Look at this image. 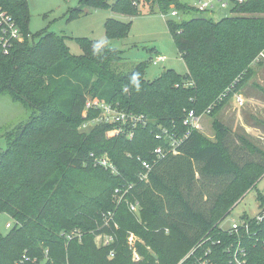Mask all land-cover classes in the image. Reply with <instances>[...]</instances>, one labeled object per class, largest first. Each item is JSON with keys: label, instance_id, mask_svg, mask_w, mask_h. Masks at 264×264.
<instances>
[{"label": "trees", "instance_id": "trees-1", "mask_svg": "<svg viewBox=\"0 0 264 264\" xmlns=\"http://www.w3.org/2000/svg\"><path fill=\"white\" fill-rule=\"evenodd\" d=\"M153 1L151 7L162 15L170 7L185 16L194 10L178 0ZM107 3L80 0L70 14L81 15L84 7L106 8ZM111 7L129 17L141 14L133 0H116ZM0 9L14 19L24 38L8 54L0 46V93L36 113L0 152V214L13 221L0 235V264H178L195 248L188 264L204 252L214 264H231L226 249L238 242L247 264H264V220H250L248 234L220 228L232 205L264 176V161L239 165L233 160L225 144L229 130L217 120L212 124L215 143L184 123L190 113L196 118L216 115L249 81L251 64L264 58V0H248L218 20L204 15L167 20L187 73L165 70L154 81L145 79L143 63L128 73L118 71L122 52L106 45L76 39L82 53L72 55L64 36L49 31L32 35L27 0H0ZM129 27L107 20V39L125 36ZM87 99L142 115L143 122L128 138L127 124L118 131L119 124L92 123L100 111L85 109ZM87 123L92 127L82 130ZM173 139L176 155L170 153ZM239 141L264 159L263 151L246 139ZM157 148L160 157L154 153ZM142 163L151 165L148 182ZM196 172L203 179L228 180L207 215L196 211L185 194ZM88 178L105 186L104 197L93 198L81 188L79 179ZM116 189L122 196L117 207L112 203ZM257 198L261 213L264 199ZM130 204H137V214ZM108 212L113 213L110 229L103 226ZM129 233L142 241L134 246L141 257L137 262L126 242ZM102 234L113 242L97 247L95 236Z\"/></svg>", "mask_w": 264, "mask_h": 264}, {"label": "rangeland", "instance_id": "rangeland-1", "mask_svg": "<svg viewBox=\"0 0 264 264\" xmlns=\"http://www.w3.org/2000/svg\"><path fill=\"white\" fill-rule=\"evenodd\" d=\"M79 1L27 0L28 31L32 35L49 31L64 36L72 55L82 53L76 41V39L81 38H87L100 45L119 50L122 52L123 60L121 61L122 64L116 65L118 71L128 73L134 66L143 63L146 65L145 79L148 81H154L165 70H173L180 75L187 73V67L179 56L168 31L167 20L179 22L199 15L212 16L214 20H218L230 14L228 10L219 7L214 10V13L201 14L195 11L198 0H178L184 5L193 7L194 10L187 16L180 13L172 17L170 15L171 9L162 15L157 10L158 7L154 5L151 7L154 3L153 0H133V6L141 10V14L129 17L127 14L112 9L111 5L116 0H108L106 8L91 10L84 7L83 14L73 16L70 12L78 8ZM149 10L154 12L148 13ZM109 19L129 24L127 34L123 37L107 39L105 24ZM156 56H163L165 59L154 64L152 61ZM251 67L252 75L249 81L238 92L243 93L242 91L245 90L246 102L242 106H239L237 102H230L213 116L202 113L196 118L194 125V129L205 140L215 143L217 138L212 124L214 120L222 123L229 130L225 137V144L228 146L233 160L239 165L249 161H264L260 154H250L239 141L240 138L246 139L264 152V58L261 57L251 64ZM35 114L34 110L19 101H15L8 93H0V152L6 149L8 138ZM91 127L92 124L87 123L81 129L86 131ZM227 182L228 180L224 178L203 179L196 172L195 183L185 194H187L190 203L196 206V211H202L207 215L215 195L220 193ZM79 184L81 188H86L93 198L104 197L106 194L105 186L102 184L95 185L90 178L79 179ZM258 196L264 199V176L256 183L255 187L247 191L243 198L232 205L229 215L221 222L220 228L228 229L234 221L237 222L243 217H255L261 211L259 205L262 204L258 201ZM112 198V203L117 207L120 204L119 197H115L113 193ZM8 223L12 226L13 221L8 216L0 214V235H5L10 230L11 227H6ZM96 237L94 239L95 245L103 247V238ZM136 238V243L142 242L138 237ZM147 249L152 256L154 253L149 247ZM13 264H18V262L15 261ZM40 264H44V262H40Z\"/></svg>", "mask_w": 264, "mask_h": 264}, {"label": "built area", "instance_id": "built-area-1", "mask_svg": "<svg viewBox=\"0 0 264 264\" xmlns=\"http://www.w3.org/2000/svg\"><path fill=\"white\" fill-rule=\"evenodd\" d=\"M248 0H198L196 5V10L199 13H214V10L219 7L223 10H228L229 12L231 9L237 5H241L246 3ZM170 15L172 17L177 16L180 14L179 11L175 10L173 7H170ZM182 14V13H181ZM24 41V38L22 34L20 33V30L15 23L14 19L4 10L0 9V46L3 51V54H8L11 46L13 43L18 42L22 43ZM163 56H156L153 59V63L157 64L159 62L164 61ZM237 104L239 106H242V100L237 99ZM85 109H93V110H99L100 115L99 117L93 121L92 123L96 122H102V123H109V124H119L118 131H122L123 125L127 124L129 126V131L127 132V137H132V131L131 129L134 128L138 123H142L144 116H135L133 114H125L122 112H117L115 109L112 108L111 105L106 103H96L91 101L90 99H87L85 102ZM196 122V117L193 116L192 113L189 114L187 120L184 121L185 124L191 125L193 128ZM157 139H159V136H156ZM171 139V138H169ZM171 141V149L170 153L172 155H176V147L178 145V142L176 140H170ZM154 153L157 155V157L162 156V150L160 148H157L154 150ZM100 165L104 166L105 168L109 167L111 168V165H107L105 162L100 161ZM142 166L145 170L143 174V180L144 182H148V172L151 169V165L147 163H142ZM114 196L119 197V202L122 198L121 191L116 189L114 191ZM129 209L132 213L137 214L138 213V206L137 204H130ZM250 220H255L256 222H261L264 220V211L261 213H258L253 218L248 219H241L237 222H233L230 227L227 230L229 233L239 234L240 231H243V233L248 234L249 228H250ZM113 225V213L108 212L105 215H103V226L107 227L108 229L112 228ZM6 227H11V225L6 224ZM114 228H117L116 224H114ZM77 235H79L77 233ZM103 238L102 246H109L113 242V238L108 234H102L98 235L97 237ZM96 237V238H97ZM137 238L130 233L127 237V244L129 248L132 251L131 259L134 262H137L141 259V257L136 253L134 246L136 244ZM200 244L198 245V247ZM195 249L191 250L182 260L179 261L178 264H188V259L193 256L195 253ZM228 252V255L230 256V262L231 264H247L245 258H246V251L245 248L241 245V242L236 243V245H231L229 248L226 249ZM207 252H204V255L196 256L193 261L189 264H214L211 262L208 258H206ZM26 260V258H25Z\"/></svg>", "mask_w": 264, "mask_h": 264}, {"label": "crops", "instance_id": "crops-1", "mask_svg": "<svg viewBox=\"0 0 264 264\" xmlns=\"http://www.w3.org/2000/svg\"><path fill=\"white\" fill-rule=\"evenodd\" d=\"M120 64H122V62H120V63H118V65H120ZM245 91V90H244ZM244 91H242L243 93H237V94H235L233 97H232V99L229 101V103L230 102H237V99H241L242 100V105H243V103H245L246 102V97L245 96H247V95H245V93H244ZM261 133H263V132H261Z\"/></svg>", "mask_w": 264, "mask_h": 264}, {"label": "water", "instance_id": "water-1", "mask_svg": "<svg viewBox=\"0 0 264 264\" xmlns=\"http://www.w3.org/2000/svg\"><path fill=\"white\" fill-rule=\"evenodd\" d=\"M152 256H153V258H154V259H156V258H157V256H156V255H154V254H153Z\"/></svg>", "mask_w": 264, "mask_h": 264}]
</instances>
